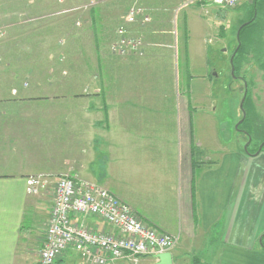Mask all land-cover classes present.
I'll return each mask as SVG.
<instances>
[{"label": "rangeland", "instance_id": "374dc122", "mask_svg": "<svg viewBox=\"0 0 264 264\" xmlns=\"http://www.w3.org/2000/svg\"><path fill=\"white\" fill-rule=\"evenodd\" d=\"M131 1L0 0V100L8 98L11 89L26 83L37 91L54 84L67 95V88L76 89L80 85L74 79L83 80L82 76L91 71V67L97 71V63L102 58L104 77L110 76L108 73L112 74L116 68L117 72H123L121 74L135 72L134 78L113 77L116 84L114 79L112 84L108 78L104 79L105 87L109 88L105 97L109 101L128 100L120 110L124 111L121 117L125 120L132 117L131 111L135 109L144 120L141 129H147V120L163 115V105L168 102L169 107L182 108L180 118H187V134L192 135L190 123L196 118L195 132L200 141L198 146L194 145L190 135L188 147L193 160L201 152L208 154L209 150L219 148L216 144L219 138L223 142L237 141L243 148L248 145L249 150L264 145V0H242L230 8L216 7L204 0H183L172 14L158 16H151L138 0ZM124 7H128L126 11ZM116 11L120 14L116 15ZM92 13L96 21L90 16ZM129 17L133 19L129 21ZM242 24L247 26L241 33L243 46L238 47L233 58L235 77L231 75L229 59L238 45L236 35ZM95 43H98L97 50ZM162 47H166L165 58L171 72L162 70L157 63L163 54ZM117 63L124 64L115 68ZM134 63L136 66L132 65ZM75 74L77 77L71 78ZM157 76L164 77L163 81H157ZM128 86L139 87L142 93L117 97V92L112 91L115 87ZM245 89L247 100L243 103L247 118L238 123L242 118L240 102ZM66 95L58 106L46 101L22 107L8 104L10 109L6 110L3 120H9L2 124L20 130L27 128L36 141L28 142L32 149L26 145L21 147L27 142L24 140L20 148L10 144L4 152L35 153L52 158L49 164L52 170L78 178L69 173V162L64 160L81 154L80 145L74 140L78 130L69 126L82 116L77 105L84 100L69 99L71 104ZM103 116V112L94 111L91 119L98 122ZM171 117H175V112ZM176 117L179 119L178 112ZM155 123L160 124V120L156 119ZM156 127L162 128V124ZM195 147L197 153H194ZM198 161L203 166L210 162L203 155ZM54 195L53 189L50 190L49 199ZM127 204L147 227L166 233ZM43 221L40 230L45 232L48 219ZM177 238L174 248L179 234ZM123 262L129 263L124 259L117 264Z\"/></svg>", "mask_w": 264, "mask_h": 264}, {"label": "crops", "instance_id": "0c3cea01", "mask_svg": "<svg viewBox=\"0 0 264 264\" xmlns=\"http://www.w3.org/2000/svg\"><path fill=\"white\" fill-rule=\"evenodd\" d=\"M138 1L151 16H158L172 14L183 0ZM127 8L124 7L125 11ZM163 45L168 47L166 42ZM162 48L163 54L157 63L162 70L171 72L165 58L166 47ZM107 60L110 57L107 56ZM102 62L100 58L97 71L91 67V71L82 76L83 80L74 79L80 85L76 89L67 88V95L54 84H47L45 90L37 91L26 83L18 89H11L8 98L0 100V264H40L38 253L45 233L40 228H43V220L49 217L51 186L36 196L29 195L26 179L38 173L59 175L61 172L50 167L52 158L35 153L14 155L4 152L10 144L20 148L24 140L27 142L21 147L26 145L32 149L28 142L36 141L27 128L25 132L2 124L9 120H3L6 110L10 109L8 104L22 107L46 101L58 106L65 95L68 101L84 100L77 105L82 116L69 126L78 130L74 140L80 145L81 153L76 158L64 160L69 162V173L101 183L131 204L147 222L168 234H179L176 247L170 251L172 264H264V248L261 246V239L264 241V147L248 150V145L245 149L237 141L223 142L218 137L216 144L219 148L198 155V158L203 155L204 159L210 160L207 166H203L197 157L194 161L188 151L191 134H187V118H180L182 108L169 107L168 102L165 103L163 115L147 120V129H141L144 120L135 109L131 111L132 117L125 120L121 117L124 111L120 110L128 100L109 101L105 97L109 88L105 87L104 79L108 78L112 84V79L126 77L121 75L134 78L135 72L121 74L123 72H117L116 66L129 62L117 63L116 70L104 77ZM132 65L136 66L135 63ZM76 77V74L71 76ZM163 79L162 76L156 77L157 81ZM82 83L88 88L81 87ZM160 88L168 90L163 86ZM112 91L117 92V97L142 93L134 86L115 87ZM94 111L103 112L104 118L93 121ZM110 112H113L111 117ZM173 112L174 118L171 117ZM156 119L160 124L155 123ZM194 119L190 123L191 136L194 145L198 146L200 140L195 132L197 121ZM124 120L132 125H127ZM161 124L162 128L156 127ZM194 149L197 153L198 148ZM72 217L73 222H83L93 231L116 233L113 226L97 216ZM157 261L155 256H146L139 264H155ZM53 264L96 263L92 257L68 247Z\"/></svg>", "mask_w": 264, "mask_h": 264}, {"label": "built area", "instance_id": "2783aa9c", "mask_svg": "<svg viewBox=\"0 0 264 264\" xmlns=\"http://www.w3.org/2000/svg\"><path fill=\"white\" fill-rule=\"evenodd\" d=\"M242 0H204L216 7L230 8ZM133 18L129 17L131 21ZM51 186L55 195L39 251L40 264H53L71 247L94 260L96 264H117L128 260L139 264L142 257L170 252L178 240L176 235L159 233L147 227L131 207L93 181L68 174L40 173L28 176L26 191L38 195ZM94 215L113 226L116 233L93 231L72 216Z\"/></svg>", "mask_w": 264, "mask_h": 264}, {"label": "water", "instance_id": "95a60500", "mask_svg": "<svg viewBox=\"0 0 264 264\" xmlns=\"http://www.w3.org/2000/svg\"><path fill=\"white\" fill-rule=\"evenodd\" d=\"M244 25L245 24H242L240 26V28L238 29V31H237L236 38L238 40V45H237L236 49L234 50L232 56L229 59V63H230V66H231L230 72H231V75H233V76H235V74H234V65H233V58H234V55H235L238 47L240 46L239 32H240V29ZM244 86H246L245 83H244ZM245 96H246V89H245V92H244L243 97H242L241 102H240V109L242 111V118L240 119V121L238 123H241L243 121L244 117H245V112H244V109H243V102H244ZM236 128H237V126H236ZM261 148H262V145L259 146V149H261ZM245 149H246V146H245ZM155 257L158 259V261L155 264H172V255H171L170 252H164V253L157 254Z\"/></svg>", "mask_w": 264, "mask_h": 264}, {"label": "trees", "instance_id": "16d2710c", "mask_svg": "<svg viewBox=\"0 0 264 264\" xmlns=\"http://www.w3.org/2000/svg\"><path fill=\"white\" fill-rule=\"evenodd\" d=\"M116 15H119V14H117V13H115ZM90 16H91V18L94 20V21H96V16H95V14L94 13H92V14H90ZM93 21V24H95V22ZM247 26V25H246ZM246 26H244V27H242V29L240 30V33H239V41H240V45H241V48H242V41H241V33H242V30L243 29H245L246 28ZM96 46H98V43H95V48H97ZM240 51V50H239ZM234 73H235V68H234ZM245 99L247 100V95H246V97H245ZM244 102H245V100H244ZM244 107H245V105H244V103H243V109H244ZM245 113H246V117L244 118V121L246 120V118H247V110H246V108H245ZM247 149H248V147H247ZM249 150V149H248ZM263 237H264V235H263ZM261 246L264 248V241H263V239H261Z\"/></svg>", "mask_w": 264, "mask_h": 264}]
</instances>
